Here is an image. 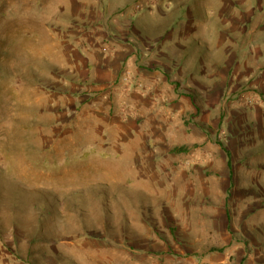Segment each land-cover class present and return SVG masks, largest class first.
I'll return each instance as SVG.
<instances>
[{"label":"rangeland","instance_id":"rangeland-1","mask_svg":"<svg viewBox=\"0 0 264 264\" xmlns=\"http://www.w3.org/2000/svg\"><path fill=\"white\" fill-rule=\"evenodd\" d=\"M140 263L264 264V0H0V264Z\"/></svg>","mask_w":264,"mask_h":264},{"label":"bare ground","instance_id":"bare-ground-1","mask_svg":"<svg viewBox=\"0 0 264 264\" xmlns=\"http://www.w3.org/2000/svg\"><path fill=\"white\" fill-rule=\"evenodd\" d=\"M256 7V6H255ZM259 60V59H258ZM247 64V63H246ZM253 67V66H252ZM260 93H262V92H260ZM260 99V98H259ZM262 99V98H261ZM254 119V118H253ZM249 122V121H248ZM137 148V147H136ZM180 149V148H179ZM183 149V148H182ZM140 150V149H139ZM142 150V149H141ZM175 150H176V148H175ZM183 155V154H182ZM140 159V158H139ZM184 161V160H183ZM143 162V161H142ZM145 162V161H144ZM186 163V162H185ZM182 165V164H181ZM183 168H184V166H183ZM187 168V167H186ZM187 172V171H186ZM190 175V174H189ZM130 246V245H129ZM131 247V246H130ZM138 250V249H137ZM146 250V249H145ZM128 251V250H127ZM130 251V250H129ZM131 252V251H130ZM133 252V251H132ZM139 252H142L141 250L139 251ZM150 252V251H149ZM134 253V252H133ZM144 253V252H143ZM151 253V252H150ZM135 254V253H134ZM137 254V253H136ZM135 254V255H136ZM140 254V253H139ZM149 254V253H148ZM141 256V255H140ZM148 256V255H147ZM157 258V257H156ZM131 259V258H130ZM145 260H146V258H144ZM153 259V258H152ZM147 260H149V259H147ZM149 262H150V260H149ZM143 263V262H142ZM144 263H145V261H144ZM141 264V263H140ZM149 264V263H148Z\"/></svg>","mask_w":264,"mask_h":264}]
</instances>
